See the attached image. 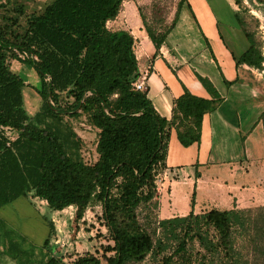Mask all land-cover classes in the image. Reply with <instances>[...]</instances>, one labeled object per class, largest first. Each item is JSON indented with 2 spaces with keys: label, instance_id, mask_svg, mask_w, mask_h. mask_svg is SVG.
Segmentation results:
<instances>
[{
  "label": "trees",
  "instance_id": "obj_1",
  "mask_svg": "<svg viewBox=\"0 0 264 264\" xmlns=\"http://www.w3.org/2000/svg\"><path fill=\"white\" fill-rule=\"evenodd\" d=\"M124 1L50 0L40 13L27 14L23 5L0 0V208L34 197L51 211L76 207L77 218L86 196L96 191L112 244L100 256L84 252L70 264H139L147 257L159 264H264V205L159 219L156 178L165 168L171 129L183 147L199 143L204 115L223 98L194 71L209 98L183 86L171 117L161 116L147 89L135 87L140 73L133 35L110 26ZM186 1H177L170 20L156 0L147 17L137 6L155 55ZM233 3L248 41L235 67L262 69L261 43L244 18L243 1ZM15 61L38 75L33 113L24 101L27 84L11 68ZM223 80L229 86L239 78ZM67 117H84L97 131L93 163L85 160L84 140ZM258 120L264 137V109ZM43 219L48 236L42 248L51 253L56 229L48 215ZM43 264L68 263L50 254Z\"/></svg>",
  "mask_w": 264,
  "mask_h": 264
},
{
  "label": "crops",
  "instance_id": "obj_2",
  "mask_svg": "<svg viewBox=\"0 0 264 264\" xmlns=\"http://www.w3.org/2000/svg\"><path fill=\"white\" fill-rule=\"evenodd\" d=\"M177 1H175V5ZM209 1L187 0L183 3L175 26L167 34L156 55L155 48L143 26L135 0L124 1L121 13L115 21L111 22L114 24L118 22V19H123L121 22L123 24L119 25V28L126 29L133 35L134 53L140 73L138 79L144 81L148 97L161 116L168 119L171 117L174 100L183 93V86L194 95L209 98V94L198 81L194 71L208 77L223 98L216 109L204 115L199 143L183 147L177 140L175 129H171L163 174L174 179L177 178L179 170L184 164L195 165V172L200 167L213 163L238 162L240 164V162L246 161L250 165L258 159H264L263 129L261 121L258 120L264 109V100L261 95L259 97L256 95L254 87L241 79L242 69L249 67L246 65L235 67L234 58H238L248 47V41L234 17L236 6L234 7L229 0L236 27L247 43L243 48H237L234 51L218 25L216 11ZM174 11L175 8L169 12L166 16L167 20L173 17ZM230 27L233 30L236 28ZM237 77L239 81L229 86L225 85L223 79L233 81ZM258 135L260 136L258 137ZM181 156L187 157L184 163H182ZM248 169L247 166L246 170ZM246 170L244 169V171ZM200 179L201 174L195 179V183L197 184ZM230 180L228 178L227 180H218L220 185H222L221 183L225 184L223 186L225 199L221 206L230 203L227 198L234 197V191L230 192V188L226 186ZM233 184L237 191L243 188L241 183L233 182ZM212 191L216 193V187ZM215 193H207L210 201L214 203V206L209 208H205L206 204L202 203V208H195L193 205V207L185 208L181 214L177 211L174 213L167 211L162 214V209L159 206V219L184 216L191 210L194 214L203 213L212 208L227 210L225 207L215 206L218 201ZM23 201L30 210H33L31 216L34 217L37 228L34 229L33 225L28 230L34 231V234L37 233V235L42 233L41 237L44 236V238L43 241L41 240V244H43L48 236V226L43 219L45 214L37 211L27 200L23 199ZM248 207L238 204L235 208ZM63 210L53 211V213Z\"/></svg>",
  "mask_w": 264,
  "mask_h": 264
},
{
  "label": "rangeland",
  "instance_id": "obj_3",
  "mask_svg": "<svg viewBox=\"0 0 264 264\" xmlns=\"http://www.w3.org/2000/svg\"><path fill=\"white\" fill-rule=\"evenodd\" d=\"M149 1L135 0L145 17H147L148 10L150 9V6H148ZM156 1L163 9L165 16L175 8L174 3L176 0ZM242 1L246 8V10H242L244 18L248 23L249 29L253 31L256 39L261 43L264 55V2L259 3L256 0ZM11 2L23 5L25 12L30 14L40 13L50 0H11ZM209 2L216 11L219 20L218 25L221 27L225 38L229 40V46L234 48V51L237 48H243L247 42L236 27L237 24L233 18L229 0H210ZM231 2L233 3V0ZM233 6L235 7L234 3ZM235 8L237 10V7ZM122 20L120 18L117 20L118 22L110 24V26L112 28H119V25L123 24L121 23ZM164 25L169 24L165 23ZM230 26L236 27L235 30ZM11 68L24 79V82L28 86H25L23 91L25 94L24 101L28 111L33 113L39 104V96L35 89V87H39L38 75L32 67L17 61L12 62ZM241 79L254 87L256 95L258 97L261 95L264 100V62L262 69L243 68ZM67 119L70 121L73 129L84 140L82 154L85 160L93 163L97 158L95 151L97 131L85 122L84 117H67ZM6 134L11 138H15L17 132L8 128L6 129ZM181 158L182 163L187 159L186 156H181ZM248 164L249 162L246 161L240 162V164L238 162L213 163L200 167L195 172V165L184 164L175 179L171 176H165L163 169L160 170L156 183L162 214L167 211L170 213L177 211L181 214L185 208L192 207V200L195 208H202V203L206 204L205 208L214 206V203L210 201V197L207 195L208 192L215 193L212 191L214 187H216L214 195L218 197L215 206L219 208L225 207L229 210L235 208L238 204L249 206L248 208L264 205V159H258L255 163ZM247 166L249 167L248 170H246ZM200 174L201 179L196 184L195 179ZM227 178L231 180L227 182L228 185L226 186L230 188V192L234 191V197H231L232 199L227 198V201H230V203H225V205L221 206L225 199V196H223V186L225 184L221 183L222 185H220V181L218 180H227ZM167 180H169L168 183ZM233 182L241 183L243 188L237 191ZM23 202L22 198L16 199L14 202L3 206L0 210V264H43L50 254L61 256L66 263L70 264L76 255L83 254L84 252H91L100 256L105 245L112 244L101 217L102 206L100 200L96 197V191L86 196L83 206L84 211L77 218L76 207L70 206L61 212L53 213L45 202H42L38 198H29V204L37 211L48 215L55 225L56 230L50 240V246L53 247L51 253H49L48 249L43 250L42 248L41 243L44 238V236L41 237L42 233L37 235V233L34 234V231L28 230L33 225L34 229L37 228L34 217L31 216L33 210H30ZM230 206L231 208H228ZM139 264H159V262L155 258L147 257Z\"/></svg>",
  "mask_w": 264,
  "mask_h": 264
},
{
  "label": "built area",
  "instance_id": "obj_4",
  "mask_svg": "<svg viewBox=\"0 0 264 264\" xmlns=\"http://www.w3.org/2000/svg\"><path fill=\"white\" fill-rule=\"evenodd\" d=\"M135 87H136V89H140V90H145L146 89V85H145L144 81L141 80V79H137L136 80Z\"/></svg>",
  "mask_w": 264,
  "mask_h": 264
}]
</instances>
